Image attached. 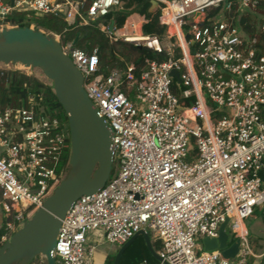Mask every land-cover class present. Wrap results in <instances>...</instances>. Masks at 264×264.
Wrapping results in <instances>:
<instances>
[{"label":"built area","instance_id":"1","mask_svg":"<svg viewBox=\"0 0 264 264\" xmlns=\"http://www.w3.org/2000/svg\"><path fill=\"white\" fill-rule=\"evenodd\" d=\"M153 1L161 35L145 33L148 18L137 12L117 29L105 23L121 0H0V19L13 10L62 13L68 23L96 21L111 41L164 56L146 57L138 73L122 61L105 75L99 48L88 53L52 35L111 131L116 167L66 212L52 256L56 264H95L99 243L121 246L151 230L159 264H255L245 220L264 208V0ZM249 15L256 17L253 34L242 23ZM29 100L0 106V247L43 206L69 162L58 170L60 119ZM226 218L229 244L239 239L232 259L201 242L217 238Z\"/></svg>","mask_w":264,"mask_h":264},{"label":"water","instance_id":"2","mask_svg":"<svg viewBox=\"0 0 264 264\" xmlns=\"http://www.w3.org/2000/svg\"><path fill=\"white\" fill-rule=\"evenodd\" d=\"M156 5V1H150V13ZM96 53L100 56V49ZM0 63L40 68L52 81L55 96L68 116L72 167L70 175L60 182L43 206L0 247V264H14L19 260L27 263L37 255L45 256L47 264H56L52 250L66 212L79 197L102 188L112 173L111 131L83 87L82 72L54 37L32 27L3 28L0 30ZM171 74L178 76L176 71ZM228 222L226 218L221 223L217 238L206 236L201 242L205 251L219 249L225 258L232 259L239 251V239L229 244ZM138 236L144 237L153 257L161 261L149 232L140 230L120 246L113 264H119L126 248Z\"/></svg>","mask_w":264,"mask_h":264},{"label":"trees","instance_id":"3","mask_svg":"<svg viewBox=\"0 0 264 264\" xmlns=\"http://www.w3.org/2000/svg\"><path fill=\"white\" fill-rule=\"evenodd\" d=\"M149 7V0H121V6L113 8L103 17V20L108 25L112 23L114 28L117 29L124 24L130 13L137 12L148 18V21L142 25L145 33L161 35L164 32V28L160 25L157 15L149 12ZM263 7L264 4H261L260 8ZM255 18L253 19V15H249L242 19L246 33L253 34L257 31ZM96 23V21L81 23L79 20L68 23L67 19L62 15H37L29 11L13 10L3 19H0V28L32 27L50 36L59 34L62 42H75L74 45L76 47L88 53H92L94 49L99 48L100 72L105 75L108 74L111 68L122 66V61L132 63L135 67V72L138 73L145 64L144 60L146 57H156L159 60L164 58L163 55H156L147 48L137 47L121 40L111 41L108 35L97 27ZM30 97H33L37 110H41L45 115L58 117L62 123L65 132V145L58 165V170L61 171L69 158L71 142L68 116L55 96L53 84L46 83L33 74L19 69L0 68V106H27L30 103ZM113 172L114 170L112 169L111 174ZM151 241L154 250L158 251L160 241L153 237ZM37 257L38 255L26 264H32ZM114 258L113 260H106L104 264H113ZM144 260L150 264H159V261L153 257L148 249L144 237L138 236L126 248L119 264H141ZM261 263L264 264V257Z\"/></svg>","mask_w":264,"mask_h":264},{"label":"rangeland","instance_id":"4","mask_svg":"<svg viewBox=\"0 0 264 264\" xmlns=\"http://www.w3.org/2000/svg\"><path fill=\"white\" fill-rule=\"evenodd\" d=\"M3 28H11V27H1L0 30ZM0 67H11V68H16V69L20 68L23 71L33 72L37 78L43 80L46 83L52 84V81L50 79H48L43 74V72L40 68H33L32 67V68L28 69L25 67V65H23L21 63H9V64L0 63ZM112 169L115 171V169H116L115 164H113ZM71 170H72V167H71L70 163L68 162L66 167H65L62 179H66L70 175ZM263 218H264L263 210L257 209L255 214L251 215L250 217H248L245 220V223H246V226L248 228L249 233L251 235L261 237L262 248H264V220H263ZM23 225H24V223H21V226H23ZM227 230H228L230 237H231V234H232L231 228L228 227ZM149 235H150V238L153 237V232L151 230H149ZM250 243L252 245V242H250ZM119 248H116V249L112 250L111 252L107 253L106 257L104 258V262L102 264H104L106 262V260H113V258L115 257ZM110 250H111L110 244H108L106 242L105 243H99L97 245V251H95L93 258L96 259V257H101V253L103 254V252H108ZM254 252H255V254H260V251H258V249L256 247H255ZM262 259L263 258H254L252 261H257V263H261ZM23 262H24V260H19V261L15 262L14 264H26ZM32 264H46V257L43 255H38L37 259L34 260L32 262Z\"/></svg>","mask_w":264,"mask_h":264},{"label":"crops","instance_id":"5","mask_svg":"<svg viewBox=\"0 0 264 264\" xmlns=\"http://www.w3.org/2000/svg\"><path fill=\"white\" fill-rule=\"evenodd\" d=\"M258 209H262L263 213H264L263 208H258ZM263 220H264V218H263ZM247 230H248V228H247ZM248 233H249V231H248ZM100 235H101V232H98V231L89 233V236H88L89 242L90 243H94V242L96 243V241L99 240ZM249 235H250V242H252L251 247H252L253 252L255 250V247L258 249V251H260V254H255L256 258H263L264 257V248H262L261 237L251 235L250 233H249ZM110 245H111V250L108 252H103V254L101 253V257H96V259H94L95 264H102L104 262V258L106 257L107 253H109L112 250L120 247L118 245H112V244H110ZM96 251H97V248H96ZM254 263L258 264L257 261H254Z\"/></svg>","mask_w":264,"mask_h":264}]
</instances>
